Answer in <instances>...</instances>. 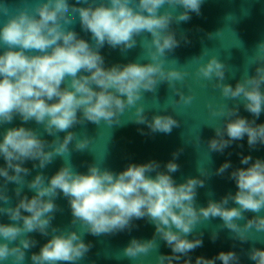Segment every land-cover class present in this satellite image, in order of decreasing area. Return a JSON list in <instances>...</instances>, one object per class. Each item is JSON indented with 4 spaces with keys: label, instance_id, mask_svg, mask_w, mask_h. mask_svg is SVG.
I'll return each instance as SVG.
<instances>
[{
    "label": "clouds",
    "instance_id": "1",
    "mask_svg": "<svg viewBox=\"0 0 264 264\" xmlns=\"http://www.w3.org/2000/svg\"><path fill=\"white\" fill-rule=\"evenodd\" d=\"M202 3L203 0H76L75 5H70L68 0H36L13 12L6 2H0V16L7 17L0 24V48L4 49L0 54V125L11 123L18 115L25 123L34 120L43 125L44 131L55 137L49 142L36 130L24 126L8 128L3 133L0 157L5 165L0 166L3 178L0 214L7 215L13 223H0V262L24 264L26 250L36 244L28 234L49 235L58 210L55 198L60 193L68 199L72 224L78 223L83 231L51 228V238L38 253L31 255L32 264H76L91 248L82 239L84 232L100 236L130 231L134 219L147 218L155 226V232L150 240L131 239L122 255L132 260L147 256L158 249V237L171 249V254L157 255L156 264L180 262L182 256L201 247L202 239L190 240L187 236L210 218L219 217L223 227L242 242L250 238L251 231L264 233L262 215L248 219L243 225L237 223L245 219V212L264 211L262 159L253 161L250 155L242 156L240 163L249 166L235 168L230 173L237 186L235 194L229 193L220 201L210 200L206 207H197L195 203L197 188L204 187L203 179L189 177L177 184L171 175L179 170L175 162L179 151L164 165L166 171H160V163L152 160L130 163L119 173L95 163L88 166L86 173H81L65 160L66 156L70 157L69 144L73 141L77 151L88 148L89 138H79L69 131L85 121L97 125L103 122L112 127L121 124L119 117L126 110L134 109V118L129 120L147 125L151 133L170 134L174 127H179L171 115H154L149 121L144 105L138 102L144 92H155L160 83L167 82L179 96L178 100H170L172 105L192 103L193 95L176 86L185 81L189 72L166 67L165 57L180 44L176 33L170 30L172 22H187L190 13L199 15ZM178 6L184 11L175 14ZM73 14L78 15L82 30L91 33L92 44L69 27L75 22ZM143 33L151 34L150 40L145 37L141 41L149 63L104 66L100 49L105 44L125 52L137 45L136 37ZM183 39L189 42L187 37ZM253 64L258 65L255 75L249 76L245 71L235 87L223 83L227 66L216 55L199 64L195 75L198 79L214 80L213 87L220 90L225 100L243 102L245 110L258 118L264 111L261 90L264 41L258 43L248 62ZM208 109L213 117L224 119L223 127L210 125L215 126V137L208 141L209 153H222L233 141L245 136L250 148L264 145V123L239 116L238 107L230 108L226 103L218 107L210 103ZM60 132L66 133L63 139L57 135ZM56 157L64 158L65 164L54 175L45 177L40 172L31 181L25 180L30 172L24 166L26 161H38L33 168L44 169ZM230 167L231 162L225 161L216 175L224 174ZM198 171L201 176L208 175L207 170L198 168ZM153 172L154 177L150 175ZM9 183L17 185L14 192L19 199L15 206H11L7 195ZM25 185L35 193L31 198L21 195ZM229 200L238 207H227ZM217 235L213 233L211 238L215 240ZM249 259L264 264V250L253 248ZM216 260L222 264H239V257L233 251H221L210 259L197 257L195 264H215ZM183 264L192 262L185 259Z\"/></svg>",
    "mask_w": 264,
    "mask_h": 264
},
{
    "label": "water",
    "instance_id": "2",
    "mask_svg": "<svg viewBox=\"0 0 264 264\" xmlns=\"http://www.w3.org/2000/svg\"><path fill=\"white\" fill-rule=\"evenodd\" d=\"M0 2H6L14 12L25 4H34L36 0H0ZM68 3L75 5L76 0H68ZM77 6L86 5L79 4ZM164 10L162 8L160 12L163 13ZM183 11L184 9L178 6L175 14ZM190 16L191 19L187 22L177 24L173 21L170 25V30L176 33V38L180 44L171 52L166 53L167 62L165 66L189 72L185 81L182 84L178 82L176 86L181 88L185 94L193 95L192 103L190 105H172L170 100H178L179 96L173 92L167 82L160 83L155 92H144L143 99L138 102L144 105L145 115L149 121L154 115H171L179 122V127H174L170 134L151 133L147 125L136 124L129 120L134 118V109L126 110L119 117L120 125L110 127L103 122L97 125L88 121L77 124L69 131L76 133L79 138H89L90 143L88 148L83 151L75 149V141L69 144L70 157L66 156L65 160L71 163L75 171L86 173L89 165L97 163L102 168L119 173L130 163L143 164L152 160L160 163V171H166L164 165L173 159L174 152L179 151V156L175 161L179 165V170L171 173V175L177 184L185 182L189 177L203 179L205 184L204 187L197 188L195 203L197 207H206L210 200L220 201L229 193L235 194L237 186L230 179V173L235 168L249 166L240 163L242 156L250 155L253 161L257 158L264 160V145L257 144L254 148H250L246 136L242 140L233 141L222 153L208 152V141L215 137V126L223 127L224 125V119L219 120L210 114L208 109L210 103L214 107L224 103L230 108L238 107L239 116L245 117L249 121L255 120L257 124L264 123V111L258 118L254 117L245 110L243 102L225 100L220 95V90L213 87L214 80L198 79L195 75L198 65L205 63L212 55H216L227 66L223 83L235 87L236 83L242 79L245 71L249 76L255 75V69L258 65H248V62L258 43L264 41V0H203L200 14L190 13ZM73 18L75 22L69 27L80 38L92 44L91 33L82 30L78 15L75 17L73 14ZM6 19L7 17L0 16V24ZM145 37L150 40L151 34L143 33L141 36H137V45L125 52L105 44L100 49L105 60L104 66L124 65L129 62L149 63L150 61L146 58L147 52L141 44ZM183 37H187L189 42L186 43ZM145 44L147 45V42ZM3 50L0 48V54ZM83 74L87 75V73ZM61 87L64 85L62 84ZM261 90L264 91V86ZM79 115L81 114L78 113ZM211 124L216 125L210 126ZM19 126L36 130L42 139L49 142L55 139L54 136L48 135L44 131L43 125L37 124L34 120L25 123L17 115L11 123L0 125V140L8 128ZM141 129L144 134L141 133ZM57 135L63 139L66 133L60 132ZM225 139H227L226 135ZM65 160L56 157L44 169L33 168V164L38 163V161H26L24 166L30 172L25 180L31 181L40 172L45 177H51L65 164ZM225 161H230L231 167L224 174L216 175V170ZM4 165L5 161L0 157V166ZM198 168L207 170L208 175L201 176ZM150 175L154 177L155 172L150 173ZM2 183L3 178L0 177V184ZM16 187L17 185L14 183L7 185V195L11 198V206H15L19 199L14 192ZM34 194L26 185L21 193L22 196L27 195L29 198ZM55 203L58 210L54 213V219L48 230L49 235L44 236L39 232L28 234L31 239L36 241V244L26 250L24 264H32L31 255L38 253L42 245L51 238V228L60 231L72 230L78 233L83 231L78 223L72 224L73 217L68 199L62 193L55 198ZM226 206L238 207L232 200H229ZM23 214L27 215L28 213ZM243 215L245 219L237 221L240 225L245 224L248 219L256 215L264 216V211L259 214L248 211ZM0 223L13 222L9 220L7 215L0 214ZM132 225L130 231L125 230L114 234L93 236L84 232L82 239L85 243H90L91 248L85 257L76 264H156L157 255L171 254V249L157 237L159 247L156 251H151L147 256H141L134 260L123 257L122 251L131 239L150 240L155 232V226L147 218L134 219ZM213 233L218 234L215 240L211 238ZM248 235L250 238L242 242L235 238V234L229 229L223 227V221L219 217L210 218L198 224L193 233L187 236L190 240L202 239V246L191 251L188 256H182L180 262L174 261V264H183L185 259H190L192 264H195L197 257L210 259L216 257L221 251L235 252L239 257V264H255L249 259V252L253 248L264 250V233L251 231ZM0 264H10V261L0 262ZM215 264H222V262L216 260Z\"/></svg>",
    "mask_w": 264,
    "mask_h": 264
}]
</instances>
